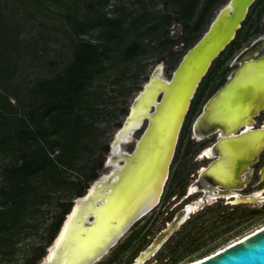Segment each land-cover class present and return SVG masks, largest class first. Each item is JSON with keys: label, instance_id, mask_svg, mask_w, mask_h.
Segmentation results:
<instances>
[{"label": "rangeland", "instance_id": "374dc122", "mask_svg": "<svg viewBox=\"0 0 264 264\" xmlns=\"http://www.w3.org/2000/svg\"><path fill=\"white\" fill-rule=\"evenodd\" d=\"M58 1H47V4L42 7L31 9L25 4L29 0H0V10H4L8 17L13 16L24 27L26 35L36 39L39 50H43L39 56V63L33 68L36 74H47V68L41 65L44 62L54 60L62 68L73 59V45L69 36L71 24L62 16V12L69 5L73 4L76 7L77 2L76 0ZM107 1L104 9L110 12L115 10V15L121 16L126 26L130 25L131 21L137 23L136 30L132 27L131 35L134 36L143 31L142 39L147 51L137 55L133 62L127 59L123 61L118 51L117 41L104 39L99 28H92L82 35L93 41L102 42L104 46L101 50L105 54H102L101 59L107 66L111 62L115 63V68L110 73L107 71L106 76L104 73H97L85 79V86L91 90L92 95L89 96V108H77L75 111L83 115V123L86 124L87 130L77 135L80 140L75 145L78 152L73 158L74 165L70 168L62 166L64 173L57 176L41 171L34 176L32 180L37 189L30 193L29 199L32 204L18 217L20 226L18 225L17 232L6 241L7 245H5L6 242L0 244V264H28L34 255L40 252L43 256L36 261V264H41L45 260L49 248L74 203L79 197L84 196L96 181L104 179L121 164V160L108 162V159L114 155L112 144L138 95L156 68L159 66L162 68V77L171 78L186 52L206 33L228 0H214L208 9L203 11L204 21L200 28H196V23L200 11L207 5L208 0H196V7L190 13H185L181 9V3L188 0ZM38 2V0H32V4ZM80 10L85 12L89 8L81 3ZM246 19V24L238 30V33L242 31L239 46L233 48L229 55L222 53L219 56L220 60L224 58V63L230 62L231 57L264 33V0L257 4L249 20ZM167 37L173 41L172 45L161 46L160 42ZM28 61L27 58L24 64L30 65ZM24 67L25 72L30 71L31 76L34 75L31 67L27 65ZM54 67L55 65L52 67V73L54 72L55 75L58 69ZM230 69L229 67L226 72ZM217 73L221 74L222 70H218ZM220 74L216 76L218 85L223 83L226 76H220ZM210 92L211 90L207 96ZM219 108L217 106L215 110ZM197 112L196 110L189 115L188 126L192 124ZM146 125L147 121L130 135V141L121 143L120 152L133 151ZM67 130L71 131L65 125L59 132L48 137L50 142L53 141L51 139H60L56 153L63 147ZM193 140L188 133L185 135L180 151L177 150L171 164V174L165 187L166 198L171 205L168 209L171 212H174L178 206L177 203L180 202L177 195H180L185 185L191 181V174L197 167V161L193 158L196 152ZM187 146L190 151L188 155L186 154ZM152 155L153 150L145 152L143 159L148 158L147 161H149ZM52 156L55 157V154ZM12 159V156L0 158V166ZM259 166L260 164L256 166V169ZM128 176L130 178V173ZM81 186L84 188L80 196L77 191ZM258 186L259 178L256 174L253 179L251 177L250 189L253 191ZM206 203H204L205 207L194 213L186 224L181 226L179 222L157 244H155L157 238L169 226L164 227L162 217L153 222L154 225L150 224L148 228L142 227L140 223L132 225L124 236L93 264H187L264 227V201H240L235 205L225 204L223 201ZM160 204L154 211H158ZM62 215H64L62 221L55 226ZM151 247L154 249L150 255L143 261H139L141 253L148 251Z\"/></svg>", "mask_w": 264, "mask_h": 264}, {"label": "trees", "instance_id": "16d2710c", "mask_svg": "<svg viewBox=\"0 0 264 264\" xmlns=\"http://www.w3.org/2000/svg\"><path fill=\"white\" fill-rule=\"evenodd\" d=\"M38 1L37 4H32V0H29L25 4L32 9L42 7L47 1L58 0ZM106 1L76 0V7L69 5L62 12V16L71 24L69 36L73 45V59L62 68L54 60L40 63L47 68L45 75L36 74L33 70L43 52L39 50L36 39L26 35L24 27L13 16L8 17L4 10H0V158L13 157L12 161L0 166V244H4L17 232L20 226L18 217L32 204L30 193L37 189L32 180L34 176L40 171L57 176L64 173L62 166L70 168L74 165L73 158L78 152L75 145L80 140L77 135L87 130L83 115L75 111L77 108H89V96L92 95L91 90L85 86V81L97 73H104L106 76L107 71L110 73L115 68V63L111 62L107 66L101 59L102 54H105L101 50L104 44L82 35L92 28H99L104 39L117 41L123 61L127 59L133 62L137 55L147 51L142 39L144 32L131 35V29L134 27L136 30L137 23L131 21L126 26L124 19L115 15V10L110 12L104 9ZM213 1L208 0L200 11L196 28L201 27L205 15L203 11ZM260 1L257 0L252 5L248 20ZM80 2L89 10L79 11ZM195 7L196 0L181 3V9L185 13L193 12ZM235 41L230 47L237 43ZM160 43L161 46L172 45L173 41L167 37ZM27 58L30 65L24 64ZM24 65L31 67L34 75L31 76L30 71L25 72ZM54 65L58 69L55 75L52 73ZM65 125L71 131H66L63 147L56 153L60 139H51L53 141L50 142L48 137L59 132ZM182 139L181 137L178 152ZM93 177H96L95 173ZM83 188L81 186L78 189V195H82ZM63 216L55 226H58ZM42 256L41 252L35 254L28 264H36Z\"/></svg>", "mask_w": 264, "mask_h": 264}, {"label": "water", "instance_id": "95a60500", "mask_svg": "<svg viewBox=\"0 0 264 264\" xmlns=\"http://www.w3.org/2000/svg\"><path fill=\"white\" fill-rule=\"evenodd\" d=\"M255 1L256 0H229L228 3L221 8L206 33L186 52L170 79L166 81L165 79H161L159 76H161L162 68L160 66L156 68L150 80L146 83L145 87L138 95L136 102L132 106L129 115L124 121V124L120 130H123L124 128L128 129L127 133H125V136H127L129 134L131 135L135 130H137V127H140L139 125L143 126L145 121H147V125L132 152L121 151L119 153L118 146L114 148L112 144V151L114 152V155L108 159V162L109 160L111 162L124 160V163L120 166V168H116L111 171L104 183H97L98 181H96L88 189L87 193L82 196L85 199V205L92 204L94 201L96 204H98L96 206L94 204V206L91 207L93 221H85V226H90L96 221L97 217H94L93 213L99 211V209L104 206L106 202L108 203L110 197L114 195V191L112 190H114L118 184V180L120 182L123 178H125V176L129 175V173H132V170L143 160L144 153L150 152L151 150L154 152V149L156 151L161 150V155L163 154L161 158L163 162L162 171L160 172L161 175L158 181L157 189L158 192L159 190L161 191L159 192L158 197L156 196V198L151 200L148 204L144 205L143 207H141L140 204L138 207L139 209H137L134 213L132 212L133 214L129 215V218L127 217L128 219L121 230L126 232L146 210H151L158 204L169 177L170 165L175 156L182 125L198 85L208 72L212 62L235 39L237 31L242 27V23L246 19L250 7ZM261 44L262 42L260 40L257 41L251 50L246 51L242 58L239 59L242 62L240 72L236 73L235 76L232 77L225 89H223L224 91L222 90L221 94H216L210 99V102L207 106L208 109L209 107L211 108L210 112L204 113L199 119V122L210 121L224 125L225 127H229L225 132V134H227L225 135V139L220 144L221 159L224 161V163L226 162V166L228 164L230 167L228 175L225 178L216 176L212 172V167L215 165L214 162L204 171L203 175L207 180H216L217 182L224 185H232L237 181L240 172L247 168L249 164L254 162V159L262 147L260 144L251 147L246 145L244 141H247L246 139L248 135L257 133L259 134L264 129L256 131L251 130L240 134H237L236 132L240 127L246 125L249 122H251L253 125L254 116L264 108V76H259V80L256 78L258 84L256 90L260 93V96L254 100L251 97V93L248 88L243 90L244 92L234 89V87L237 86L240 79L243 77L246 70L249 71L250 69L252 72L255 69V66H258V64L261 62H264V55L254 58V55L258 51L259 47H261ZM193 65H195V67L192 69ZM190 71L191 77L186 80V77ZM252 74L253 76L257 77L259 72ZM153 82L157 83V88L153 89L154 95L150 100L154 99L155 94L157 99L159 98L156 102H153V111L147 113L146 107L144 113L142 114L144 116V120H140V117V119H137L135 124L131 125L133 116L132 111L134 106H136L142 97L147 94V91L149 88H151ZM229 88L231 89L229 91L231 100L230 102L232 105H234V108H236L239 112L246 106H250L251 108V110L250 108L247 109V113H245V115H242L241 117H234V119L236 118L237 121L231 119L232 121H230V123L220 120V118H218V114H216L215 106L213 107V104L218 100L222 93ZM180 93L182 99L179 100L180 103H177L175 113L172 116V120L167 128L165 122V119L167 118L166 107L170 105V100L173 98L175 99ZM160 122H162L165 129L163 128L159 131ZM125 136H122L120 140L124 141L126 139ZM225 142L239 143V145H241L240 151L236 154H233V157H229V160L224 154ZM118 153L120 155H118ZM115 175H117V179L113 181V177ZM94 186L96 187L95 194H92V189ZM105 188H110V190L105 192ZM101 197H104V201L101 199ZM242 201L248 202L247 198ZM77 203L78 201L74 203L72 210L68 213L52 245H54V243H56L59 239L66 221L76 210ZM134 207L136 208V206ZM135 208L133 210H135ZM177 224V222L171 223L166 228V230L159 235L155 244H157L160 239H162L174 227H176ZM111 244L112 242H107L104 246L100 247L92 257H88L81 264H87L90 262L92 263V261L98 257V255L104 252L108 246L110 248L112 245H114ZM153 247L151 248L154 249ZM51 256L52 251L49 248L46 257L51 259ZM187 264H264V227L257 229L256 231L246 235L243 238H240L237 241H234L233 243H230L229 245L215 251L214 253Z\"/></svg>", "mask_w": 264, "mask_h": 264}, {"label": "bare ground", "instance_id": "6f19581e", "mask_svg": "<svg viewBox=\"0 0 264 264\" xmlns=\"http://www.w3.org/2000/svg\"><path fill=\"white\" fill-rule=\"evenodd\" d=\"M197 63V61H196ZM195 67L193 65L192 69ZM259 72L258 74V80L259 76H264V62H261L258 64V66H255V69L251 72L245 71L243 77L240 79L239 83L237 84L234 89L237 91H243L247 88L250 91V95L253 98H258L260 96V93L256 90L258 84L257 79L255 76H253L252 73ZM161 79L168 80L170 78H164L162 76H159ZM191 77V71L188 73L186 80ZM157 88V83L153 82L151 88L148 89L147 94L142 97V99L137 103L136 106L133 108V116L131 125L135 124L137 122V119L144 120V116L142 115L144 113L145 108L147 113H150L153 111V102H156L158 99L155 97L153 100H150L151 97L154 95L153 89ZM231 89L229 88L225 92L222 93V95L218 98V100L213 104V107H220L216 114H218V118L220 120L230 123L232 121L231 119H234V117H241L242 115H245L247 113V109L250 108V106L244 107L240 112L234 108V105L230 102V96L229 91ZM159 91V89H158ZM244 92V91H243ZM249 94V92H248ZM249 95V96H250ZM181 93L179 96H177L175 99L170 100V105L166 107L167 112V118L165 119L166 126L168 128L172 116L175 113L177 103L179 100H181ZM252 101V99H251ZM180 103V102H179ZM222 105V107H221ZM251 110V108H250ZM233 117V118H231ZM241 119V118H240ZM234 120L237 121L235 118ZM141 122V121H140ZM140 127L142 125H139ZM246 129H250L252 126V123L249 122L246 125ZM140 127H137L140 128ZM165 129L162 122H160L159 131L161 129ZM128 129L124 128L123 130H120L118 134L116 135V140L113 142V147L115 148L118 146V152L120 153V145L122 142H128L130 141L129 137L130 134L125 136V133H127ZM227 135V134H224ZM125 136L126 139L124 141H121V137ZM165 136V135H164ZM247 141H244L246 145L254 147L257 144L264 145V133H257V134H251L247 136ZM239 143H232V142H225L224 144V154L228 157H233V154H236L240 151ZM118 153V155H120ZM204 153L207 154V156L211 157L215 154L212 148H207ZM163 155V154H162ZM161 150H155L153 152V155L151 157V160L147 161V159H143L137 167H135L132 170V173H130L129 176H125V178L122 179V181L119 182L114 188V195L110 197V200L108 203L104 206H102L99 211L94 212V217L96 218V221L90 225L85 226V221H93L91 207L98 205L94 201L92 204H86L85 205V199L83 197H79L77 200V207L76 210L71 214L66 221V224L64 226V229L62 230V233L54 245H51L50 249L52 251L51 259L45 256V260L41 264H81L83 261H85L88 257H92L94 253H96L100 247L104 246L107 242H112V244H115L117 241H119L125 234L124 230H121L123 225L126 223V220L130 217L129 215H132L141 204V207L148 204L151 200L155 199L156 196L158 197L159 192L158 189V181L160 179L161 171H162V165L163 162L161 160L162 158ZM225 160V158H224ZM109 163H113L109 160ZM121 165H119L118 168H120ZM229 166L226 162L221 159L218 161L217 164H215L212 167V172L221 178H225L228 175L229 172ZM107 179V175L104 177V179H99L97 183H104ZM117 179V175L113 177V181ZM96 187L94 186L92 189V194H95ZM200 189H205L206 194L204 197H202L200 200L196 201L192 206V211H198L200 208L206 203V200L208 203H213V201L216 200V195L211 194L210 191L206 186L196 185L193 184L190 187V192L195 193L196 191H199ZM110 188H105L104 191L108 192ZM263 191H258L253 195H250L248 197H241L239 194L237 195V201H242L245 198H247L248 201H264V195L262 194ZM104 197H101L103 200ZM104 201V200H103ZM136 206V208L134 207ZM135 208V210H133ZM133 210V211H132ZM150 211L146 210L144 214L148 213ZM133 212V213H132ZM129 216V217H128ZM142 216V215H141ZM128 217V218H127ZM116 219V220H115ZM115 220V221H114ZM249 235V234H248ZM246 236V235H245ZM243 236V237H245ZM241 237V238H243ZM111 244V245H112ZM109 249V246L105 249L104 252H102L98 257H96L92 263L87 264H93L97 260H99L105 252ZM153 251V249H149L148 251L142 253L138 258L139 261H143L146 259L150 253ZM200 259V258H198ZM197 259V260H198ZM52 260V261H51Z\"/></svg>", "mask_w": 264, "mask_h": 264}, {"label": "flooded vegetation", "instance_id": "af4514ba", "mask_svg": "<svg viewBox=\"0 0 264 264\" xmlns=\"http://www.w3.org/2000/svg\"><path fill=\"white\" fill-rule=\"evenodd\" d=\"M229 1V0H228ZM227 1V3H228ZM257 1V0H256ZM255 1V2H256ZM254 2V3H255ZM225 3V4H227ZM253 3V4H254ZM224 4V5H225ZM252 4V5H253ZM223 5V6H224ZM252 7V6H251ZM250 7V9H251ZM221 10V9H220ZM250 12V10H249ZM219 13V12H218ZM262 13V12H261ZM260 13V15H261ZM249 15V13H248ZM247 15V17H248ZM246 17V18H247ZM246 20V19H245ZM244 20V21H245ZM244 22L242 23L243 26ZM242 31L240 30L239 33L237 31L238 36L236 35L235 39L233 41L237 42L236 44L230 45L233 43V41L221 52V54H227L229 55L233 48H236L239 46V37L240 33ZM261 41V47H259L258 51L254 55V58H258L262 55H264V33L260 34L257 38L253 39L247 46H245L243 49L239 51L238 54L230 58V65L229 63H224L223 59L220 60L219 55L211 64L208 72L204 76V78L201 80L200 84L198 85V88L196 90V93L194 97L191 100L188 112L186 114L184 123L182 125L178 145H180V138H185V135L188 133L190 136V139H194L193 143L196 148V152L194 154L195 161H197V167L195 168V172L191 174V181L185 185V188L183 192L180 195H177L179 197L180 202L177 203V208H175L174 212H171L168 208H170V201L167 200V190L165 189L166 184L170 177V171H171V165H170V171H169V177L165 184L164 191L162 193V196L160 198V201L158 204L153 207L148 213L142 215L139 217L132 225H137L138 223L142 224L141 226L144 228H148L150 224H153V222H156L158 219L162 217L164 227H167L173 222H181V226L186 224L191 218L195 211H192L191 206L198 200H200L202 197H204L206 194L205 189H200L199 191H196L195 193L190 192V187L193 184L206 186L211 194H215L216 200L213 201L219 202L223 201L225 204L235 205L238 204L240 201H237V195L239 194L241 197H248L250 195L255 194L258 191H263L264 195V145L260 148L258 155L254 159V162L249 164V166L245 169H243L238 179L235 183L232 185H224L216 180L210 181L205 178L204 171L206 168H208L212 163L215 162V164L218 163L219 160H221V154H220V144L225 139V132L228 130L229 127H225L224 125L210 122V121H203L199 122L200 117L204 113L210 112V107L208 109V104L210 102V99L215 96L216 94H221L222 90L225 89L228 82L232 79V77L235 76L236 73L240 72V69L242 67V62L239 60L242 58L244 53L248 50H251L253 45L257 41ZM227 57V56H226ZM229 67L231 68L230 71L226 72ZM222 70V73H217L218 70ZM248 71V70H247ZM250 71V69H249ZM225 76V79L223 83L218 85V79L217 75ZM218 85V86H217ZM216 87V88H215ZM211 90L209 96H207L208 92ZM224 91V90H223ZM208 98H207V97ZM207 98V99H206ZM206 99V100H205ZM205 100V101H204ZM198 111L196 114V117L194 118L192 124L190 126L187 125L189 115L194 112ZM209 120V119H208ZM264 129V108L259 111L257 115L254 116V123L250 127V129H246V126H242L237 130V134L240 133H246L251 130H261ZM260 133H264V130ZM192 143V142H190ZM182 144V143H181ZM185 146V144H183ZM192 145V144H191ZM181 147V146H180ZM212 148L215 154L211 157L207 156L204 151L207 148ZM186 154H189V147L187 146ZM176 148V152H177ZM132 152V151H130ZM175 152V155H176ZM175 159V156L173 160ZM122 165L124 163V160H121ZM173 162V161H172ZM260 162V163H259ZM260 166L256 169V166ZM172 164V163H171ZM258 175L259 178V186L258 188L254 189L253 191L250 189L251 184V177L252 179L255 177V175ZM207 202V200H206ZM244 202V201H242ZM161 203L160 207H158V211H154L155 208ZM207 204V203H206ZM211 204V203H209ZM203 205L201 208H204ZM200 208V209H201ZM168 209V210H166ZM166 211V212H165ZM199 211V210H198ZM182 220V221H181ZM141 227V228H142ZM148 234V233H145Z\"/></svg>", "mask_w": 264, "mask_h": 264}]
</instances>
